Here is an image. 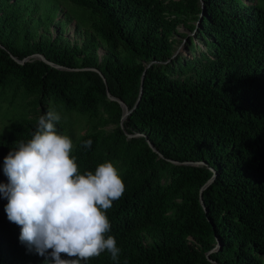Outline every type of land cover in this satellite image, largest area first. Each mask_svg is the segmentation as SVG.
Wrapping results in <instances>:
<instances>
[{"label": "trees", "instance_id": "1", "mask_svg": "<svg viewBox=\"0 0 264 264\" xmlns=\"http://www.w3.org/2000/svg\"><path fill=\"white\" fill-rule=\"evenodd\" d=\"M201 1L0 0V94L36 109L0 133V183L4 157L50 104L81 117V174L111 161L126 186L107 211L118 264H264V0ZM180 28L194 33L187 56L174 55ZM142 78L121 121L107 92L132 110ZM7 203L0 264H45L20 243ZM88 264L116 262L105 252Z\"/></svg>", "mask_w": 264, "mask_h": 264}, {"label": "clouds", "instance_id": "2", "mask_svg": "<svg viewBox=\"0 0 264 264\" xmlns=\"http://www.w3.org/2000/svg\"><path fill=\"white\" fill-rule=\"evenodd\" d=\"M60 121L50 108L38 118L31 138L17 141L4 157V211L20 227V243L45 257V264H88L105 252L118 264L121 249L108 235L107 211L126 186L111 161L81 174L73 140L57 128ZM91 145L87 140L82 147Z\"/></svg>", "mask_w": 264, "mask_h": 264}, {"label": "rangeland", "instance_id": "3", "mask_svg": "<svg viewBox=\"0 0 264 264\" xmlns=\"http://www.w3.org/2000/svg\"><path fill=\"white\" fill-rule=\"evenodd\" d=\"M67 33L65 34L66 37L73 40V23L70 24L68 27ZM194 33L190 32L187 28H180L179 34L176 37L177 43H176V52L174 55L182 54V55H190V51L188 47L186 46V40L189 36H193ZM79 43L81 42L82 38H76ZM196 44H200L197 40H195ZM202 49L198 48L195 53L198 55L199 52H201ZM99 55H102V51H99ZM9 93L8 89L5 90L3 95L0 94V133L4 132L6 130L7 126L12 125L13 122L16 121V119L19 120V117L24 116L26 118H29L31 115L30 113L36 112L35 107H28V109H18L17 105L19 104V101L15 103L13 108L10 107V99H9ZM13 94V93H12ZM19 98V97H17ZM16 98V99H17ZM49 108L57 111L61 116V123L66 126H71V132L70 137L73 140H76L79 136L83 135L86 130V123L81 118L76 116L75 114H68L63 112L60 108H56L52 104L49 105Z\"/></svg>", "mask_w": 264, "mask_h": 264}, {"label": "water", "instance_id": "4", "mask_svg": "<svg viewBox=\"0 0 264 264\" xmlns=\"http://www.w3.org/2000/svg\"><path fill=\"white\" fill-rule=\"evenodd\" d=\"M200 3L202 4V1H201V0H200ZM200 16H202V14H201ZM35 57H36L37 59H39V60L45 62L46 64L50 65L51 67H54V68L60 69L59 66H57V65H55V64H53V63H51V62L46 61L45 58H44L42 55H35ZM11 58H12L14 61H16L17 63H20V64L23 63V61H19V60H17L16 58H14V57H12V56H11ZM151 64H152V63L148 64L147 67H149ZM142 77H143V76H142ZM142 93H143V78L141 79V84H140V89H139V94H138V97H137V101H136L134 107L132 108V110H129V109L125 106V104H124L122 101H120V100H118V99L112 97L108 92H107V97H108V99H110V100H112V101H117V102L119 103V105L121 106L122 111H123V113H122V117H121V121H123V120H124V119H125L130 113H131V111H133V110L135 109V107H137V105L139 104V101L141 100ZM134 136H137V135H133V136H132V135H128V137H134ZM148 145H149V148H150L154 153H157V154L159 155V157H162L150 142H148ZM190 165H193V163H190ZM212 171H213V170H212ZM214 177H215V172L213 171V176L211 177V179H209V180L205 183V185L200 189V196H199V199H200V204H201V206L203 207V209H205V208H204V202H203V199H202V192H203V191H204V190H205V189H206V188H207V187L213 182ZM217 246H218V245H216V247H217ZM215 250H216V248H215L214 250L210 251L209 253H211V252H213V251H215ZM209 253H207L206 255L208 256ZM208 260H209V258H208Z\"/></svg>", "mask_w": 264, "mask_h": 264}]
</instances>
